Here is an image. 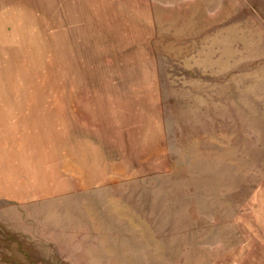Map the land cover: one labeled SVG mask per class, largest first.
<instances>
[{"label": "rangeland", "instance_id": "obj_1", "mask_svg": "<svg viewBox=\"0 0 264 264\" xmlns=\"http://www.w3.org/2000/svg\"><path fill=\"white\" fill-rule=\"evenodd\" d=\"M0 264H264V0H0Z\"/></svg>", "mask_w": 264, "mask_h": 264}]
</instances>
